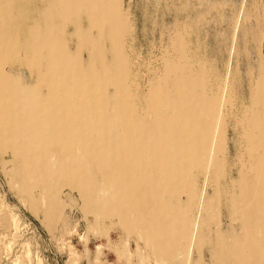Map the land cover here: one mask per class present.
<instances>
[{"label":"rangeland","instance_id":"1","mask_svg":"<svg viewBox=\"0 0 264 264\" xmlns=\"http://www.w3.org/2000/svg\"><path fill=\"white\" fill-rule=\"evenodd\" d=\"M41 1L13 0L11 16L0 21L17 30L26 27L34 18L45 16L47 7ZM117 3L123 15L120 20L125 17L129 25L127 36L119 37L125 38L126 80L138 84L140 96L148 89L165 93L166 74L175 62L181 69H189L180 79L187 82L197 112L201 106L209 105L212 114L206 119L214 124L221 106L218 130L225 144L224 153L220 154L218 181L205 182L202 176L193 179L195 201L200 199L203 189L207 190L206 198L217 204L219 213L210 224L205 218L206 223L192 239L190 229L198 202L188 200L184 191L182 204L180 192H175L165 199L172 230L167 243L163 247L148 245L137 235L144 234V230L134 232L123 219L99 214L90 199L93 192L102 191L100 185L81 187L75 182L58 180L57 174L42 182H30L20 168L22 157L18 160V153L4 141L0 142V264H233L236 260L238 264H255V257L244 261L231 258L227 245L239 241L246 246V232L258 230L264 222V0ZM66 21V42L77 43L79 39L72 34L80 26V16L71 15ZM98 33L95 30L87 38H98ZM110 41L107 37L96 44L99 57L104 56H100V47L110 46ZM87 51L78 54L79 60L88 56ZM37 72L36 67L17 62L12 75L20 82L29 80L26 88L38 92L41 84L35 82ZM109 91L113 93V87ZM23 92L27 90L23 88ZM155 106L161 108L158 102ZM159 110L162 115L163 108ZM200 120L201 114L193 122L199 124ZM59 149L64 151L68 146ZM57 150H53L54 156ZM238 167L245 176L244 182L238 173L232 181L227 180V171ZM87 171L100 180L97 165L89 166ZM180 216L186 232L179 241L176 227ZM255 237L264 242V232H257ZM260 254L264 260V248Z\"/></svg>","mask_w":264,"mask_h":264},{"label":"bare ground","instance_id":"2","mask_svg":"<svg viewBox=\"0 0 264 264\" xmlns=\"http://www.w3.org/2000/svg\"><path fill=\"white\" fill-rule=\"evenodd\" d=\"M41 4L47 7L45 16L34 18L26 27L17 30L0 21V142H8L18 160L22 157L20 168L30 182L57 174L58 180L81 187L100 185L103 192H93L90 201L101 216L123 219L134 232L145 231L137 235L148 245L163 247L172 232L166 197L180 192L182 202L185 191L188 200L195 201L193 179L202 176L205 182L218 181L225 144L218 130L221 106L214 124L206 119L209 105L197 112L187 82L180 79L189 69H181L175 62L166 74L165 93L154 89L142 96L137 93L138 84L127 82L123 67L125 38L119 37L129 32L128 21L125 17L120 20L123 15L117 0H42ZM13 7V0H1L0 19L11 16ZM74 14L80 16V26L74 28L72 36L79 41L67 44L64 23ZM95 30L98 38H87ZM107 37L111 45L100 47V56H104L99 57L96 44ZM84 49L88 56L79 60ZM14 61L38 69L35 82L42 85L38 92L26 88L29 80L20 82L13 77ZM156 102L165 112L162 115ZM200 114V123H194ZM64 145L68 149L61 151ZM53 150H57L56 156ZM93 164L101 171L100 180L87 173ZM237 173L244 182L240 167L227 171V180L232 181ZM206 194L203 189L195 201L198 208L190 229L192 239L206 219L210 224L219 213L217 204ZM181 220L180 216L176 227L179 241L186 232ZM215 223L220 226L217 220ZM257 232H264V222L258 230L246 232V246L239 241L227 245V255L243 261L251 256L255 264L263 263L260 251L264 242L255 237Z\"/></svg>","mask_w":264,"mask_h":264}]
</instances>
